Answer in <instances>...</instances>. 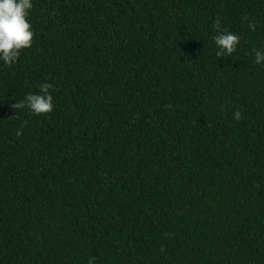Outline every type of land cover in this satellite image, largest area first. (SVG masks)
Wrapping results in <instances>:
<instances>
[{
    "label": "trees",
    "instance_id": "trees-1",
    "mask_svg": "<svg viewBox=\"0 0 264 264\" xmlns=\"http://www.w3.org/2000/svg\"><path fill=\"white\" fill-rule=\"evenodd\" d=\"M32 4L0 60V264H264V0ZM45 82L51 113L11 107Z\"/></svg>",
    "mask_w": 264,
    "mask_h": 264
},
{
    "label": "clouds",
    "instance_id": "clouds-1",
    "mask_svg": "<svg viewBox=\"0 0 264 264\" xmlns=\"http://www.w3.org/2000/svg\"><path fill=\"white\" fill-rule=\"evenodd\" d=\"M32 7V0H0V60L8 67L18 61L24 49L32 47L35 35L29 20ZM244 19L247 20L248 17L245 16ZM213 27L217 31L213 37L218 49L215 53L216 57L232 56L237 50L241 37L228 28L221 27L219 18L213 22ZM248 27L255 31V22L250 21ZM252 52L255 63L264 62V48H253ZM50 89L54 90V85L42 83L39 86V93H28L23 100L13 103L11 107L16 110L27 108L34 115H47L55 107ZM241 118L242 114L237 110L234 119L239 121ZM27 124L28 121H24L21 129ZM16 135H22V131L18 129ZM94 261L95 257H92L88 264H94Z\"/></svg>",
    "mask_w": 264,
    "mask_h": 264
}]
</instances>
